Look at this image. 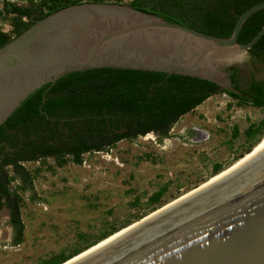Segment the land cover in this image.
<instances>
[{"label": "water", "instance_id": "95a60500", "mask_svg": "<svg viewBox=\"0 0 264 264\" xmlns=\"http://www.w3.org/2000/svg\"><path fill=\"white\" fill-rule=\"evenodd\" d=\"M262 7L264 0L244 10L228 36L126 2L59 8L0 46V123L35 89L87 68L177 73L233 90L222 69L242 65L264 33L263 25L248 41L237 40L245 19ZM253 148L222 174L59 264H264V138Z\"/></svg>", "mask_w": 264, "mask_h": 264}, {"label": "trees", "instance_id": "16d2710c", "mask_svg": "<svg viewBox=\"0 0 264 264\" xmlns=\"http://www.w3.org/2000/svg\"><path fill=\"white\" fill-rule=\"evenodd\" d=\"M24 1L26 4L1 0L0 17L11 27L7 31L0 28V46L35 20L59 8L82 2L124 3L123 0ZM260 1L129 0L127 3L168 21L228 36L236 18ZM263 25L264 7L245 19L237 40L248 41ZM248 56L253 62L264 63V33L249 48ZM226 70H232L233 90L190 75L95 67L67 72L53 84H44L28 94L0 123V206L9 210L12 243L22 242L21 204L26 191L30 193L29 201L36 198L33 189L35 172L29 170L26 163L51 157L58 166L67 162L80 165L83 154L108 151L121 140L132 141L151 133L162 141L171 136L170 130L178 119L213 94L224 93L240 103L264 109V79L251 75L248 87L242 89L237 84V68L231 65ZM237 133V127H234L233 136ZM244 134L251 140L247 153L264 135V120L250 124ZM8 165L12 166L11 170ZM221 170L219 165H214L213 175ZM12 182L14 186H11ZM165 188L166 185L152 192L148 204L158 203ZM119 229L111 227L92 242L76 247L68 254H53L40 264H59Z\"/></svg>", "mask_w": 264, "mask_h": 264}, {"label": "rangeland", "instance_id": "374dc122", "mask_svg": "<svg viewBox=\"0 0 264 264\" xmlns=\"http://www.w3.org/2000/svg\"><path fill=\"white\" fill-rule=\"evenodd\" d=\"M0 28L9 29L2 17ZM244 69L264 75V63L249 62ZM260 120L264 109L218 93L178 119L162 141L151 133L121 140L108 151L83 154L80 165L58 166L51 157L26 163L35 172L36 198L29 201V191L24 195L19 244L10 242L6 212L0 210V264H40L92 242L111 227L137 221L208 180L214 165L224 170L243 156L251 144L244 130ZM164 185L160 201L148 204L150 194Z\"/></svg>", "mask_w": 264, "mask_h": 264}, {"label": "flooded vegetation", "instance_id": "af4514ba", "mask_svg": "<svg viewBox=\"0 0 264 264\" xmlns=\"http://www.w3.org/2000/svg\"><path fill=\"white\" fill-rule=\"evenodd\" d=\"M24 4H26V2H24ZM10 25H9V29H10ZM8 29V30H9ZM5 31V30H4ZM7 31V30H6ZM252 60V58L251 57H249L248 55H247V57H246V59H245V61L242 63V65H240V66H238V65H233V66H235L236 68H237V71H236V79H237V84L240 86V88H242V89H246L247 87H248V85H249V83H250V76L251 75H253L255 78H257V79H259V80H261V79H264V75H257V74H255L254 72H248V71H246L245 69H244V64H246V63H258V62H256V61H251ZM262 64V63H261ZM231 66V65H230ZM229 66H227V67H224L223 69H222V71H223V73H225V75H226V78L228 79V81H229V84H230V86H231V88L233 89V83L231 82V79H230V73L232 72V70H226V68H228ZM195 134L197 135L198 134V136H199V134H200V132H198V131H195ZM8 169L9 170H11L12 169V166L11 165H8ZM1 209H4L5 210V212H6V221H7V226L10 228V232H11V236L9 237V240H10V242H12V226H11V223L9 222V219H10V216H9V210L6 208V207H4V206H0V210Z\"/></svg>", "mask_w": 264, "mask_h": 264}, {"label": "bare ground", "instance_id": "6f19581e", "mask_svg": "<svg viewBox=\"0 0 264 264\" xmlns=\"http://www.w3.org/2000/svg\"><path fill=\"white\" fill-rule=\"evenodd\" d=\"M263 136H264V135H263ZM263 136H262V138H263ZM262 138L259 140L258 144L260 143V141L262 140ZM258 144H256V146H257ZM256 146H255V147H256ZM253 147H254V146H253ZM255 147H254V148H255ZM254 148H253V149H254ZM248 154H249V153H245V154H244V157H246ZM244 157H242V158L240 157V158H239L238 160H236L232 165H230V166L227 167L226 169L222 170V171L219 172L217 175H215V176H211V177L209 178V180H211V179L215 178L216 176L222 174L223 172L227 171V170L230 169L232 166H234L235 164H237L240 160H242ZM205 183H206V182H205ZM202 184H204V183L202 182L201 185H202ZM191 190H192V189H191ZM189 191H190V190H189ZM187 192H188V191H187ZM182 195H183V194H182ZM182 195H180V196H182ZM176 198H178V197H176ZM172 200H173V199H172ZM172 202H173V201H172ZM129 227H130V226H129ZM129 227H126V228H123V227H122L119 231H118V230H117V232L115 231L116 233H115L114 235H111L110 237H108V238H106V239L100 241L97 245H93V246L89 247L87 250H85V251H83L82 253H80L79 255L73 257V258L70 259L69 261H71V260L77 258L78 256H80V255L84 254L85 252L91 250L92 248H94V247L100 245L101 243L105 242L106 240L112 238L113 236L119 234L120 232L124 231L125 229H127V228H129ZM69 261H67V262H69ZM67 262H66V263H67ZM64 264H65V263H64Z\"/></svg>", "mask_w": 264, "mask_h": 264}]
</instances>
